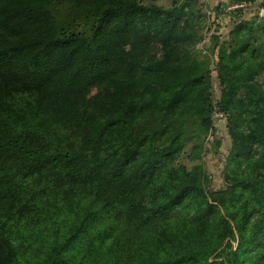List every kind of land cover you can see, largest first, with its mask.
<instances>
[{"label": "trees", "instance_id": "16d2710c", "mask_svg": "<svg viewBox=\"0 0 264 264\" xmlns=\"http://www.w3.org/2000/svg\"><path fill=\"white\" fill-rule=\"evenodd\" d=\"M191 17L185 4L0 0V264H264V61L251 42L264 18L217 50L232 154L225 190L207 192L199 166L176 163L187 143L198 159L211 129L207 72L168 89Z\"/></svg>", "mask_w": 264, "mask_h": 264}, {"label": "rangeland", "instance_id": "374dc122", "mask_svg": "<svg viewBox=\"0 0 264 264\" xmlns=\"http://www.w3.org/2000/svg\"><path fill=\"white\" fill-rule=\"evenodd\" d=\"M144 6L155 5L169 9L174 5H189L192 10L191 21H194L195 43L191 50L186 52L180 66L169 71L168 89L177 91L180 79H189L190 82L202 72H207L209 83L201 91L209 93V109L211 115V129L198 142L199 157L192 159V143H187L178 157L177 165L190 170L199 166L207 178L204 187L207 192L225 190V167L232 154V138L228 128V114L219 106L221 85L217 73V50L225 44L229 46L233 39L234 28L238 25L254 27L257 20L264 18V0L250 3H238L234 0H138ZM253 21H255L253 23ZM248 35L244 29L242 39ZM251 42L260 50V59L264 61V38L252 34ZM256 80L264 89V70L260 71ZM185 81V80H184ZM92 88L89 95L95 94ZM191 104H195L196 94L192 89L184 92ZM235 247V243H233Z\"/></svg>", "mask_w": 264, "mask_h": 264}]
</instances>
